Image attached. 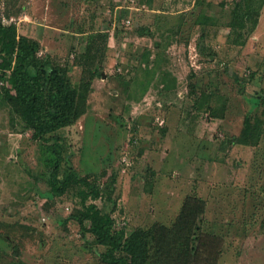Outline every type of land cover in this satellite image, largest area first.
Wrapping results in <instances>:
<instances>
[{
  "label": "rangeland",
  "instance_id": "374dc122",
  "mask_svg": "<svg viewBox=\"0 0 264 264\" xmlns=\"http://www.w3.org/2000/svg\"><path fill=\"white\" fill-rule=\"evenodd\" d=\"M139 2L0 0V21L87 85L58 133L64 167L100 190L86 206L130 232L171 226L197 196L201 230L223 238L218 264H264V2L242 30L231 12L244 0ZM190 83L210 93L202 106ZM248 114L262 120L256 145L231 141ZM52 142L0 99V264H103L74 217L86 188L50 192Z\"/></svg>",
  "mask_w": 264,
  "mask_h": 264
},
{
  "label": "trees",
  "instance_id": "16d2710c",
  "mask_svg": "<svg viewBox=\"0 0 264 264\" xmlns=\"http://www.w3.org/2000/svg\"><path fill=\"white\" fill-rule=\"evenodd\" d=\"M263 2L244 0L243 7L235 6L231 12L233 29H244L251 17L256 24ZM95 74L98 73L91 72L92 77ZM0 80L3 81L0 99L20 115L25 126L32 130V137L45 144L53 141L50 147L56 162L49 178L51 194L63 195L77 186L86 188L81 190L85 209L74 217L81 230L104 248L100 255L103 264H218L223 238L201 230L200 220L206 210V201L200 197L187 195L171 226L153 223L146 229L135 228L130 232L116 228L109 215L102 214L92 205H85L88 198H99L100 190L68 166L64 167L58 133L74 124L82 114L87 85H71L63 69L38 59L34 43L20 35L13 24L6 25L1 21ZM188 89L192 108L202 106V100L209 98L210 93L198 91L192 83ZM261 121L260 117L246 115L240 135L231 141L256 145ZM85 221L89 226L84 225Z\"/></svg>",
  "mask_w": 264,
  "mask_h": 264
},
{
  "label": "built area",
  "instance_id": "2783aa9c",
  "mask_svg": "<svg viewBox=\"0 0 264 264\" xmlns=\"http://www.w3.org/2000/svg\"><path fill=\"white\" fill-rule=\"evenodd\" d=\"M125 2L129 3L131 6H137L140 3L139 0H125ZM122 161L125 162V159Z\"/></svg>",
  "mask_w": 264,
  "mask_h": 264
}]
</instances>
